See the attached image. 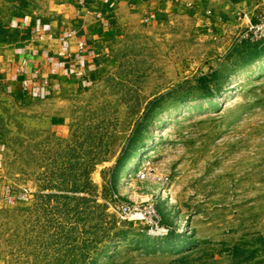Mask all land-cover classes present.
<instances>
[{"label":"rangeland","instance_id":"rangeland-1","mask_svg":"<svg viewBox=\"0 0 264 264\" xmlns=\"http://www.w3.org/2000/svg\"><path fill=\"white\" fill-rule=\"evenodd\" d=\"M243 30L134 23L90 81L0 106V264H264V39Z\"/></svg>","mask_w":264,"mask_h":264},{"label":"crops","instance_id":"crops-1","mask_svg":"<svg viewBox=\"0 0 264 264\" xmlns=\"http://www.w3.org/2000/svg\"><path fill=\"white\" fill-rule=\"evenodd\" d=\"M259 14L264 0H0V106L20 102L24 80L34 91L50 85L59 95L90 81L111 63L112 37L134 23L230 42ZM3 147L0 129V152Z\"/></svg>","mask_w":264,"mask_h":264},{"label":"built area","instance_id":"built-area-1","mask_svg":"<svg viewBox=\"0 0 264 264\" xmlns=\"http://www.w3.org/2000/svg\"><path fill=\"white\" fill-rule=\"evenodd\" d=\"M79 3H82V0H79ZM240 13L238 14L248 18L246 12L242 11ZM99 15V12L95 13L96 17H99ZM72 35L73 31L69 30L66 34L65 42H67L66 39H68ZM39 36L41 37V35ZM241 38H246L251 42L264 39V16H257L256 21L248 19L247 23L244 26V30L241 33ZM77 45L79 48H81L83 46V42L78 41ZM25 65L26 61L22 60L17 70L22 72L24 70ZM44 82L46 83L47 80L45 79ZM32 84V82L24 80L22 82L23 89L29 90ZM146 168V165H144L143 169H138L136 171L137 175L140 178H145L148 175V171L146 170ZM117 210L120 217L124 220L146 219L150 224V232L156 236H165L168 234V228L164 224H162V222L160 221L159 214L152 204L146 206L138 203L128 204L124 202H119L117 204Z\"/></svg>","mask_w":264,"mask_h":264},{"label":"trees","instance_id":"trees-1","mask_svg":"<svg viewBox=\"0 0 264 264\" xmlns=\"http://www.w3.org/2000/svg\"><path fill=\"white\" fill-rule=\"evenodd\" d=\"M242 43H245L247 45H250V47H252V51L253 52H256V47L257 46L262 45V42L260 40L252 41V42L251 41H248V40H243ZM120 159H121V156L117 158L115 165L118 164V162L120 161Z\"/></svg>","mask_w":264,"mask_h":264},{"label":"bare ground","instance_id":"bare-ground-1","mask_svg":"<svg viewBox=\"0 0 264 264\" xmlns=\"http://www.w3.org/2000/svg\"><path fill=\"white\" fill-rule=\"evenodd\" d=\"M150 154V153H149ZM127 169V168H126ZM126 169H124L123 171L125 172L126 171Z\"/></svg>","mask_w":264,"mask_h":264}]
</instances>
